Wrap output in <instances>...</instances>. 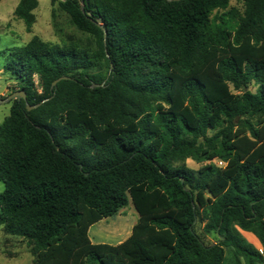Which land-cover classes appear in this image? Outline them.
Masks as SVG:
<instances>
[{
  "label": "trees",
  "instance_id": "trees-1",
  "mask_svg": "<svg viewBox=\"0 0 264 264\" xmlns=\"http://www.w3.org/2000/svg\"><path fill=\"white\" fill-rule=\"evenodd\" d=\"M239 1L51 0L92 47L7 50L27 98L0 124V228L34 264H264V0ZM38 7L14 11L29 32ZM129 200L132 234L93 243Z\"/></svg>",
  "mask_w": 264,
  "mask_h": 264
},
{
  "label": "rangeland",
  "instance_id": "rangeland-1",
  "mask_svg": "<svg viewBox=\"0 0 264 264\" xmlns=\"http://www.w3.org/2000/svg\"><path fill=\"white\" fill-rule=\"evenodd\" d=\"M19 1H0V100L6 99L14 92L16 87L15 81L3 70L8 49L24 46L34 36H38L43 41L52 44L64 45L74 42L81 46L92 47L88 36L76 29L71 23L70 17L59 8L58 3L52 6L51 0H39V7L34 11V26L30 32L27 31L24 21L17 19L14 15ZM230 7H237L243 10V5L239 0H232ZM256 88L257 85L255 84H252L250 87L253 91ZM11 104L12 101L0 103V124L9 116ZM209 163H197L191 159L186 161V165L193 170H199ZM4 188V183L0 182V194L4 191ZM138 218L139 214L132 201L129 200V204L116 216L93 225L90 229V237H93L96 241L102 240L107 244L115 245L123 241L130 234ZM120 219L127 220V224L123 228L117 225V221ZM203 226L204 223L197 222L196 231L204 243L207 245L216 243L218 239L217 235L214 233L205 234ZM243 235L256 248L262 251V245L260 246L252 234L243 232ZM0 264H34V257L30 252L28 242L20 237L7 235L3 228H0Z\"/></svg>",
  "mask_w": 264,
  "mask_h": 264
},
{
  "label": "water",
  "instance_id": "water-1",
  "mask_svg": "<svg viewBox=\"0 0 264 264\" xmlns=\"http://www.w3.org/2000/svg\"><path fill=\"white\" fill-rule=\"evenodd\" d=\"M61 79H66V77H63ZM61 79H58L57 81H55L53 83L52 87H54ZM95 86H98V85H95ZM26 98H27V95L25 92H14V93L10 94L6 99L0 100V103H9L13 100H19V101L22 99L26 100ZM32 108H33L32 106L28 105L29 110H31Z\"/></svg>",
  "mask_w": 264,
  "mask_h": 264
},
{
  "label": "crops",
  "instance_id": "crops-1",
  "mask_svg": "<svg viewBox=\"0 0 264 264\" xmlns=\"http://www.w3.org/2000/svg\"><path fill=\"white\" fill-rule=\"evenodd\" d=\"M134 227V226H133ZM132 230H133V228H132ZM132 230H131V232H130V234L123 240V241H125L131 234H132ZM245 233H250V232H245ZM252 234V233H251ZM91 239H92V241H93V243H96V244H99V243H105L104 241H96V240H94V238L93 237H91ZM123 241H121V242H123ZM120 242V243H121ZM120 243H117V244H120ZM117 244H115V245H117Z\"/></svg>",
  "mask_w": 264,
  "mask_h": 264
},
{
  "label": "bare ground",
  "instance_id": "bare-ground-1",
  "mask_svg": "<svg viewBox=\"0 0 264 264\" xmlns=\"http://www.w3.org/2000/svg\"><path fill=\"white\" fill-rule=\"evenodd\" d=\"M123 214V213H122ZM108 224V223H107ZM127 224V220H122L120 219L119 221H117V225H119L120 227H125ZM114 225V224H113ZM117 233H118V230H117ZM121 235V234H120ZM100 241V240H99ZM102 241V240H101Z\"/></svg>",
  "mask_w": 264,
  "mask_h": 264
},
{
  "label": "built area",
  "instance_id": "built-area-1",
  "mask_svg": "<svg viewBox=\"0 0 264 264\" xmlns=\"http://www.w3.org/2000/svg\"><path fill=\"white\" fill-rule=\"evenodd\" d=\"M217 164H218L219 166H224V163H223V162H217Z\"/></svg>",
  "mask_w": 264,
  "mask_h": 264
}]
</instances>
